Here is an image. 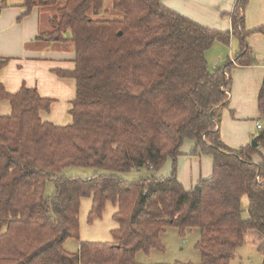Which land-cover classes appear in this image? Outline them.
<instances>
[{
    "label": "trees",
    "instance_id": "trees-1",
    "mask_svg": "<svg viewBox=\"0 0 264 264\" xmlns=\"http://www.w3.org/2000/svg\"><path fill=\"white\" fill-rule=\"evenodd\" d=\"M248 1H236L231 30L219 32L161 0H112L120 20L96 18L104 0H23L24 14L35 7L55 11L51 30L36 40L73 45V69L56 74L74 80L75 98L72 122L60 127L40 117L53 100L25 86L9 94L0 83V102L10 105V113L0 115V264H137V253L162 250L168 227L181 234L200 231L201 264H231L249 232L264 236V79L258 147L228 148L219 132L230 72L256 64L247 39L264 35V27L245 29ZM232 37L239 42L234 61L209 71L205 52L215 41L228 45ZM7 62L0 58V70ZM185 140L213 160L211 176L192 189L183 188L175 170L168 178L118 176L144 168L157 173L168 158L177 160ZM69 167L107 173L60 177ZM50 181L55 192L46 197ZM82 198L91 199L90 222L112 205L117 227L112 243L80 242L69 253L63 244L79 238ZM257 250L264 264V243Z\"/></svg>",
    "mask_w": 264,
    "mask_h": 264
},
{
    "label": "rangeland",
    "instance_id": "rangeland-1",
    "mask_svg": "<svg viewBox=\"0 0 264 264\" xmlns=\"http://www.w3.org/2000/svg\"><path fill=\"white\" fill-rule=\"evenodd\" d=\"M7 1V0H6ZM45 10L43 15V27L48 31L51 30L49 21L45 23V20L49 17L56 16L55 11ZM245 28H252L247 22V18L252 19L253 24L256 21H261L264 26V0H249L245 6ZM107 20H120L122 14L112 9V0H104V9L96 17ZM199 24V23H198ZM203 25V24H200ZM211 25V24H210ZM209 27V25H204ZM210 28V27H209ZM213 29V28H212ZM216 30V29H213ZM251 29L250 31H253ZM218 31V30H216ZM255 34L250 35L248 44L252 45L253 54L256 59L254 66H264V42H260L264 36H257ZM65 38H70V32L65 33ZM258 37L255 39V37ZM259 42V43H258ZM239 42L236 38L232 37L229 44L226 45L220 41H215L212 46L205 52L206 62L209 71H213L216 67V62H219V66L223 68L228 61L234 60L235 55L238 53ZM251 47V46H250ZM262 48V53H261ZM70 45L61 44L52 47L51 50L57 51V53H65L69 51ZM262 58V59H261ZM218 66V67H219ZM262 70L261 72H263ZM232 74V86H231V101L228 109L222 112L221 119L222 135L221 141L223 144L231 149H237L239 142L242 140V135L245 134L251 142L256 138L259 131L256 130V124L259 123L263 126L259 117L258 101L256 91H253L254 81L256 80L255 74L251 72L235 73L233 69ZM251 73V74H250ZM258 80V78H257ZM5 105H8L7 103ZM56 105V104H55ZM67 102L60 101L56 106H52L50 112L42 113V117L46 120L51 116L57 120L56 125L66 126L72 122L71 116L67 113L65 106ZM49 115H48V114ZM239 148V147H238ZM261 151L260 148H258ZM196 150V143L191 140H185L179 150L180 156L173 163L169 158L166 160L163 167L157 172H153L147 168L140 171L133 170L129 173L119 174L118 176L125 181H137L140 179L151 178L155 176L157 178H168L173 170H175V176L177 181L183 186L184 189L190 190L197 182L198 174H204L210 165V171L212 167V160L207 155H201ZM259 155L254 156L255 160H258ZM107 172L95 168H82V167H69L64 169L60 177H72V178H88L94 174L102 175ZM55 192V186L53 182H47L45 186V196L51 197ZM248 200L244 196L241 199V208L243 218H248L247 213ZM91 211V199L82 198L80 201L79 209V238L78 240H68L66 245L71 250L69 253H75L77 249V243H102L109 244L113 242L111 232L116 229L117 224L113 219L115 209L112 205L107 204L101 213L100 217L92 218L89 221V213ZM256 235L255 232H249L245 238L243 245L238 247L235 251L234 260L231 264H262L261 254L256 249L255 241L252 240L250 234ZM252 235V234H251ZM162 250H152L149 254L139 252L135 256L137 264H201V256L198 251L197 244L200 241V231L197 229L185 230L183 234L178 229L168 227L161 235ZM79 242V243H80Z\"/></svg>",
    "mask_w": 264,
    "mask_h": 264
},
{
    "label": "crops",
    "instance_id": "crops-1",
    "mask_svg": "<svg viewBox=\"0 0 264 264\" xmlns=\"http://www.w3.org/2000/svg\"><path fill=\"white\" fill-rule=\"evenodd\" d=\"M236 1L237 0H161V3L164 7L182 15L183 17L188 18L193 22L197 24L199 23V25L203 24L201 25L203 27H206L204 25H209L210 28H206L211 30L216 29L219 32H227L231 30V20L229 13L232 12ZM0 6H3L0 9V58L8 59V62L0 70V83L3 85L5 91L9 94H14L18 92L23 86L27 88H35L42 98L53 100L49 112L52 111V106H56L60 100L67 102L65 108H67V113L69 114L71 102L75 98V82L71 78H60L56 74V71H70L73 69V60L75 58L73 45L71 43H50L36 40L38 35L48 32V30L43 27V15L45 10L35 7L28 14H24L25 10L23 8V0H0ZM246 18L249 24L252 23L250 24L252 28H245L247 31L264 27L261 21H256L253 24L252 19L249 17ZM48 21L49 17L45 20V23ZM256 35L264 36L263 34ZM257 36L255 39L258 38ZM248 40L249 38L247 39V45L248 47L251 46L250 49L253 52L252 45L251 43L250 45L248 44ZM260 42H264V37ZM61 44L70 45L69 51H66L65 53H57V51L51 50L52 47ZM261 55L264 58V55ZM233 61L234 60H232V62ZM216 64L217 65L215 68L219 66V62H216ZM219 68L221 67L219 66ZM234 70V74L238 73L239 71L251 72L255 74L256 80L254 81L252 94L253 91H256L258 101V93L264 79V71L261 72L264 70V66L236 67ZM230 77L232 86L231 73ZM230 101L231 87L229 92V104ZM6 103L8 105H5ZM9 113V103L5 100L1 101L0 115L4 116L8 115ZM42 113L44 112L40 113V117L43 121L58 126L56 124L59 122H56L57 120L51 116V113H49L50 115L47 113L49 117L46 118V120L42 117ZM222 120L223 119H221L219 124L220 138L222 135ZM256 130L258 131L257 128ZM249 141L250 139L245 134H243L242 140L239 142L237 148L250 145V143L248 144ZM209 157L212 160V157ZM253 160L255 164L261 163L260 157L258 160ZM212 168L213 160L211 171L210 165L208 163V168L204 174H198L199 176L197 177V182L201 179L209 178L212 174ZM197 182H195V184ZM253 232H255L256 235L251 233L252 235L250 234V236L252 240L255 241L254 244L256 245V249H258V247L264 243V236L256 231ZM67 241L63 244V248L66 252H70L71 250H69L66 245ZM79 242L80 241L77 243V249L75 250L76 252L79 249Z\"/></svg>",
    "mask_w": 264,
    "mask_h": 264
},
{
    "label": "water",
    "instance_id": "water-1",
    "mask_svg": "<svg viewBox=\"0 0 264 264\" xmlns=\"http://www.w3.org/2000/svg\"><path fill=\"white\" fill-rule=\"evenodd\" d=\"M250 146L252 148H257L258 147V143H257V139L256 138L252 139V141L250 142Z\"/></svg>",
    "mask_w": 264,
    "mask_h": 264
},
{
    "label": "built area",
    "instance_id": "built-area-1",
    "mask_svg": "<svg viewBox=\"0 0 264 264\" xmlns=\"http://www.w3.org/2000/svg\"><path fill=\"white\" fill-rule=\"evenodd\" d=\"M256 128H257L258 130H260V129L262 128V125H260L259 123H257Z\"/></svg>",
    "mask_w": 264,
    "mask_h": 264
}]
</instances>
